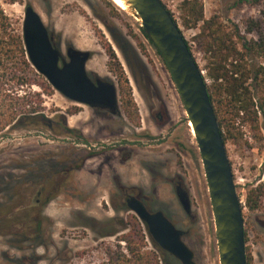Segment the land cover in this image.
Segmentation results:
<instances>
[{
	"label": "rangeland",
	"instance_id": "rangeland-1",
	"mask_svg": "<svg viewBox=\"0 0 264 264\" xmlns=\"http://www.w3.org/2000/svg\"><path fill=\"white\" fill-rule=\"evenodd\" d=\"M202 1L205 19L214 16L220 28L230 32L238 27L241 34L247 20L264 7V0L258 4ZM163 2L175 14L206 78L209 53L201 32L203 22L185 28L182 0ZM27 4L40 13L65 57L69 46L91 51L87 70L116 84L120 112L71 101L42 75L53 89L42 96L46 114L66 115L68 125L82 137L38 127L0 135V205L18 207L19 217L27 209L30 217L40 218L43 228L40 238L26 240L17 234L23 229L15 233L0 227V264H112V257L128 253L124 239L128 234L134 241L143 239V250L160 255L159 264L177 263L173 255L161 253L145 224L128 210L122 191L131 188L151 210L163 211L183 231L196 264H220L196 138L168 68L144 41L137 22L127 13L113 11L105 0L3 2L20 27ZM109 49L118 59L113 66L119 72L123 69L132 88L136 106L131 111L123 105L126 98L120 93L119 76L110 70ZM33 90L42 91L38 85ZM229 128L226 146L243 203L248 264H264V209L250 211L245 206L248 191L264 184V118L260 114L258 124L239 119ZM177 186L187 193L190 213L180 201ZM115 216L126 226L112 235L118 226L108 219ZM36 224L33 221L29 228Z\"/></svg>",
	"mask_w": 264,
	"mask_h": 264
},
{
	"label": "water",
	"instance_id": "water-1",
	"mask_svg": "<svg viewBox=\"0 0 264 264\" xmlns=\"http://www.w3.org/2000/svg\"><path fill=\"white\" fill-rule=\"evenodd\" d=\"M115 3L145 30L178 89L204 166L220 264H248L243 203L203 70L163 0H126L128 8ZM22 34L33 67L57 91L71 101L108 109L112 114L120 112L116 84L99 76L94 78L87 70L91 51L69 46L65 57L53 43L42 16L30 4L25 6ZM177 193L190 213L186 191ZM127 207L146 225L153 240L178 260L175 264H196L183 231L163 211L150 210L135 196L127 199Z\"/></svg>",
	"mask_w": 264,
	"mask_h": 264
},
{
	"label": "trees",
	"instance_id": "trees-1",
	"mask_svg": "<svg viewBox=\"0 0 264 264\" xmlns=\"http://www.w3.org/2000/svg\"><path fill=\"white\" fill-rule=\"evenodd\" d=\"M16 1L0 0V135L7 131L28 130L38 127L52 131L59 128L67 135L82 137L77 129L68 125L66 115L60 113L50 117L45 112L42 96L45 93H53V89L33 67L25 47L22 27L17 25V22L6 12L3 6V2L15 3ZM105 1L116 13H125L113 0ZM248 1L241 0V2ZM253 2L258 4L260 0ZM181 9L183 13L182 24L185 28L196 27L200 22H203L201 32L206 37V53H209L206 79L209 78L210 83L207 85L222 130L226 128V132L223 131L226 141L229 138V127L234 126L239 119L258 124L260 114L264 118V7L260 9L257 16L247 20L245 34H241L238 27L230 32L223 30L218 26L214 16L211 19H205L202 0H182ZM169 11L175 21L178 22L173 11L171 9ZM137 26L144 41L153 46L145 30L138 23ZM252 33L255 36L248 37V34ZM50 34L53 38L51 30ZM53 43L55 44L54 39ZM187 43L190 45L188 40ZM141 44L143 47L145 46L143 41ZM108 54L110 70L119 76L120 93L122 98H126L123 105L126 110L131 111L136 106L132 98V88L128 79L124 77L123 69L120 67L121 71L119 72L113 66V62L118 60L116 53L109 49ZM157 54L160 56L158 52ZM255 60H259V62ZM35 85H38L42 91H34ZM5 184L8 185V182ZM122 194L125 195V192L122 191ZM49 200L50 198L46 199L45 203ZM245 206L250 211L264 209V184L248 191ZM17 208L14 209L9 206L3 208L0 205V227L2 229L10 228V232L15 233L18 229H23L17 234L26 240H33L32 236L34 240L40 238L43 231L40 218L37 219V216L35 218L30 217V212L27 209H24L23 217H19L17 216L19 213ZM22 219L23 222L20 224ZM121 220L117 216L108 219L110 224L113 223L118 226L113 228L112 235L119 232L120 226L122 228L126 226L123 219ZM33 221H36L37 224L33 229H30L29 224ZM130 238L131 235L129 234L124 236L128 253L112 257V264L160 263V255L158 256L153 251L143 250L142 238L139 241ZM154 245L158 247L155 242ZM158 249L161 253L169 255L161 248Z\"/></svg>",
	"mask_w": 264,
	"mask_h": 264
},
{
	"label": "flooded vegetation",
	"instance_id": "flooded-vegetation-1",
	"mask_svg": "<svg viewBox=\"0 0 264 264\" xmlns=\"http://www.w3.org/2000/svg\"><path fill=\"white\" fill-rule=\"evenodd\" d=\"M94 78H96V76H93ZM101 109H103V108H101ZM104 110H108V109H104ZM109 111V110H108ZM182 188L180 187V186H177V191L178 190H181ZM135 190L136 189H133V188H131V190H129V189H124L123 190V193L125 192V195H123V199H124V201H125V204H126V206H127V199L130 197V196H135V197H137V198H139L141 201H143V197L141 196V195H139L137 192L135 193ZM143 203L146 205V203L143 201ZM147 206V205H146ZM148 207V206H147ZM128 208V207H127ZM149 208V207H148ZM150 209V208H149ZM129 210V209H128ZM151 210V209H150ZM153 211V210H152ZM146 226V225H145ZM162 249V248H161ZM163 250V249H162ZM163 251H165V250H163ZM167 252V251H166ZM167 253H169V252H167ZM169 254H171V253H169ZM172 255V254H171ZM177 260V259H176ZM177 262H178V260H177Z\"/></svg>",
	"mask_w": 264,
	"mask_h": 264
},
{
	"label": "bare ground",
	"instance_id": "bare-ground-1",
	"mask_svg": "<svg viewBox=\"0 0 264 264\" xmlns=\"http://www.w3.org/2000/svg\"><path fill=\"white\" fill-rule=\"evenodd\" d=\"M114 1L117 2L119 5H121L124 8H128L129 7V5L126 3V0H114ZM189 125L191 127L192 132H193V128L191 126V122H189Z\"/></svg>",
	"mask_w": 264,
	"mask_h": 264
}]
</instances>
